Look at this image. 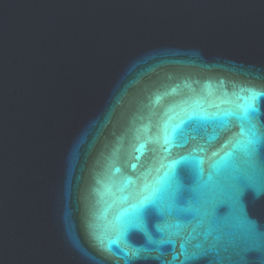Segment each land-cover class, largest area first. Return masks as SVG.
<instances>
[{"label": "water", "instance_id": "95a60500", "mask_svg": "<svg viewBox=\"0 0 264 264\" xmlns=\"http://www.w3.org/2000/svg\"><path fill=\"white\" fill-rule=\"evenodd\" d=\"M0 264H264V0H0Z\"/></svg>", "mask_w": 264, "mask_h": 264}, {"label": "snow or ice", "instance_id": "6c2138e0", "mask_svg": "<svg viewBox=\"0 0 264 264\" xmlns=\"http://www.w3.org/2000/svg\"><path fill=\"white\" fill-rule=\"evenodd\" d=\"M246 112H247V110H246ZM242 131H243V129H242ZM176 163H177V164H179V163H180V161H177ZM219 211H220V212H224V211H225V209H224L223 207H221V208H219Z\"/></svg>", "mask_w": 264, "mask_h": 264}]
</instances>
